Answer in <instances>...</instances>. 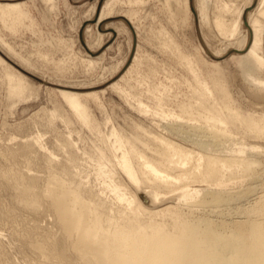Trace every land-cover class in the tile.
<instances>
[{
  "label": "bare ground",
  "instance_id": "1",
  "mask_svg": "<svg viewBox=\"0 0 264 264\" xmlns=\"http://www.w3.org/2000/svg\"><path fill=\"white\" fill-rule=\"evenodd\" d=\"M43 1L51 5L55 2ZM117 1H105L100 19L112 13L113 2ZM208 1L200 0L198 17L209 20L220 35L235 36L242 22L248 29L249 38L242 37L239 48L232 50L240 54L230 58L239 65L240 76L250 89H263L260 72L264 70L261 53L264 0H248L247 5L236 10L222 1L212 10V17ZM166 2L173 5L171 12L175 15L182 11L183 3L186 16L189 0ZM23 6L19 2H0L1 26L17 32L28 15ZM227 12L235 13L229 23L224 17ZM135 14L131 12L128 17ZM163 31V28L158 31L160 47L172 52L191 75L189 96L179 101L177 110H152L138 99L133 109L142 116L154 115L161 122L166 121L161 128L181 143L153 134L142 124L135 123L129 133L120 131L106 115L103 123L111 125L99 139L96 188L86 186V179L74 170L76 164L70 143H65L70 150L68 162L56 161L55 154L41 144L39 137L27 146L17 147V152L5 151L8 159L20 154L29 163L27 155L33 148L45 159L43 163L48 168L41 194L33 187L38 176L0 161V227L12 229L14 234L12 220L16 211L21 209L36 215L42 209V197L46 212L53 218L54 229L47 233L52 239L50 243L42 241L33 249L25 244L20 246V253L30 264H43L29 257L30 250H36L37 255L45 248L58 259L52 264H264V189L248 205L235 206L237 202L248 201V196L255 193L264 178V149L243 142L227 143L234 138L232 134L264 140V114L243 112L230 95L223 69L213 65L211 73L202 74L199 61L186 55ZM0 48L11 58V55L17 57L24 68L32 66L6 41L1 31ZM94 64L88 61V68ZM0 66L6 76L7 96L20 100L31 89L28 79L3 58ZM110 88L129 101L130 94L118 82ZM154 89L153 98L160 102L167 90L164 86ZM58 93L76 120L98 135L99 123L87 105V98L96 99L97 92L81 93L63 86ZM194 184L204 186L192 187ZM128 185L137 188L141 185L149 190L140 188L136 195L130 194ZM172 191H177L173 195L177 202L165 206L168 198L161 195ZM8 193L13 199L10 202L1 198ZM232 214L238 219L229 218ZM168 222L182 238L165 234L169 230Z\"/></svg>",
  "mask_w": 264,
  "mask_h": 264
},
{
  "label": "rangeland",
  "instance_id": "2",
  "mask_svg": "<svg viewBox=\"0 0 264 264\" xmlns=\"http://www.w3.org/2000/svg\"><path fill=\"white\" fill-rule=\"evenodd\" d=\"M54 1L51 5L43 0H0V2H19L24 5L28 15L23 25L17 28V32H11L3 28L1 24L0 31L15 51L32 64L26 69L19 64L17 57L11 55V58L0 48V58L28 79L27 83L31 88L23 93L20 100H16L13 96L8 97L5 72L0 66V161L12 165L14 169H21L29 175L38 176L33 187L39 193L42 194L47 182L48 168L43 163L45 159L41 158L42 156L33 148L27 155L29 163L20 154H15L8 159L6 150L13 149L17 152V147L27 146L33 138L39 137L41 144L55 154L56 161L68 162L70 150L65 143H70L76 164L74 170L83 176V180L86 179L85 181L88 182L86 186L96 188L99 185L95 180L99 160V139L103 137L102 134L108 130L111 123L118 130L128 133L136 124H142L153 134L159 133L171 138L174 142L181 143L178 138L175 139L161 128L166 121L161 122L154 115L142 116L133 109L138 99L152 110L160 108L177 110L179 101L189 96L188 85L192 83L191 75L172 52L160 47L158 31L161 28L164 30L163 34L166 37L167 35L172 37L186 55H191L199 61L202 74L211 73L213 65L223 69L222 74L228 83L230 95L243 112L264 114V88L250 89L251 87L244 83L240 76L239 65L234 58H230L232 55L240 54L232 51L236 47L239 48L238 41L242 37L249 38V31L243 22L238 29L239 33L225 38L209 20L199 19L197 5L200 0H189L186 16H184L183 3L182 11L179 12L177 9L179 14L175 15L171 12L173 5L167 4L166 0H141L138 3H130L129 1L132 0H118L115 4L113 2L112 13L100 19L102 7L106 1L104 0L96 22L87 24L83 30V40L89 52L94 53L104 47L98 55L93 57L80 44L78 32L83 23L94 18L98 0ZM222 1L227 2L233 10L244 7L248 2V0H209L207 5L210 7V17H212V10ZM131 12L136 14L129 18ZM171 13L174 15L173 18ZM225 14L226 23L235 16L233 12ZM184 17L186 20L183 21ZM99 27L100 30H98ZM262 48H264V42ZM261 53L264 57V49ZM88 61L95 63L92 68H88ZM153 70L155 73L152 72ZM263 71L260 72L262 79H264ZM24 73L40 79L43 83L35 81ZM115 82H118L130 94L129 101H125L110 88ZM63 86L81 93L88 90L97 92V100L87 98V105L90 113L99 123V136L76 120L58 93L59 87ZM161 86H164L167 91L162 100L157 102L152 92L155 91V87ZM106 115L110 116L111 123L104 125ZM232 135L234 138L227 143L243 142L264 149L262 139L255 140L244 138L239 134ZM184 143L189 145L185 141ZM261 181L255 193L248 196V201L246 199L242 201L243 203L239 201L241 203L237 202L235 206H246L251 203L264 189V178ZM203 186L192 185V187ZM140 188L149 190L141 185L139 188L128 185L127 191L136 195ZM233 190L236 191L237 188ZM173 192L165 193V195L162 193L161 197L168 198V200L164 198L168 202V204L164 202L165 206H171L177 202L173 199L177 191ZM1 198L6 202L13 200L9 193L3 194ZM41 206V211L36 215L21 209L16 211L12 220V228L16 234H12V229L0 227V264H30L26 256L20 253V246L25 244L29 249H33L42 241L51 242L52 239L47 233L54 229L53 218L45 210L44 197H42ZM163 207L160 206V208ZM233 215L229 218L238 219L237 215ZM166 225L169 228L165 233L167 236L175 239L182 238L181 234L173 229L171 222ZM35 251L30 250L29 257L37 258L43 264L58 261L46 248L41 252L38 251L37 255Z\"/></svg>",
  "mask_w": 264,
  "mask_h": 264
},
{
  "label": "water",
  "instance_id": "3",
  "mask_svg": "<svg viewBox=\"0 0 264 264\" xmlns=\"http://www.w3.org/2000/svg\"><path fill=\"white\" fill-rule=\"evenodd\" d=\"M103 1H104V0H98V1H97V6H96V11H95V14H94V18H93L91 21H88V22L83 23L82 26H81L80 29H79V32H78V39H79V42H80V44L82 45V47H84L85 49H86V46H85V43H84V40H83V30H84V28H85V26H86L87 24H93V23L96 22L97 15H98V12H99V10H100V7H101ZM98 30H100V27L98 28ZM103 48H104V47H103ZM103 48H101L100 50H98L97 52H94V53L89 52L87 49H86V51L88 52V54H89L90 56H93V57H94V56L98 55V54L103 50ZM229 53H231V52H229ZM21 72H23V71L21 70ZM24 74H26L28 77L34 79V80L37 81V82L43 83L40 79H38V78H36V77H33V76L30 75V74H27V73H24ZM59 88H60V87H59Z\"/></svg>",
  "mask_w": 264,
  "mask_h": 264
}]
</instances>
